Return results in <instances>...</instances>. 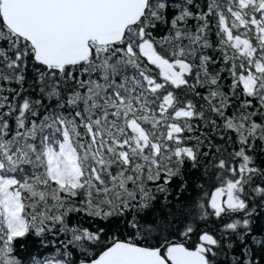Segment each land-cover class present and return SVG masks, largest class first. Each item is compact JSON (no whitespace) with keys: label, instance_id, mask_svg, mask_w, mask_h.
I'll list each match as a JSON object with an SVG mask.
<instances>
[{"label":"snow or ice","instance_id":"snow-or-ice-1","mask_svg":"<svg viewBox=\"0 0 264 264\" xmlns=\"http://www.w3.org/2000/svg\"><path fill=\"white\" fill-rule=\"evenodd\" d=\"M257 142L264 0H0V264H264Z\"/></svg>","mask_w":264,"mask_h":264},{"label":"trees","instance_id":"trees-1","mask_svg":"<svg viewBox=\"0 0 264 264\" xmlns=\"http://www.w3.org/2000/svg\"><path fill=\"white\" fill-rule=\"evenodd\" d=\"M164 31L166 29H162L161 32L159 33L160 35H163ZM212 39L215 40L216 37L213 35ZM230 79H226L224 81L225 84L230 83ZM235 109H230L229 114H231ZM259 119V118H257ZM213 138L215 142L221 146V147H226L225 142L220 139L219 135L213 133ZM228 135L233 136V133H229ZM257 152L259 154L260 149L264 148V145H262L260 142H257L256 144ZM264 162V154H260L259 158L257 160V163ZM26 171L31 173L33 169L31 166H26ZM191 176L190 184L192 186L189 187L188 191L184 193V196L182 197L183 199L187 200L189 198L197 197L202 195V191L196 187L197 184L199 183H204V190L208 191L209 193L214 190L215 186H218L215 184V182H204L200 179L199 173L192 175V173L187 172L186 177ZM180 181L174 180L171 188L173 189L172 195L169 197L170 200L173 199L175 196V191L179 185ZM163 202V194H157V200H156V205H155V210L159 213L163 212V208L161 207ZM84 218L81 215L78 214H72V222L76 223L77 221H82ZM256 220V230L259 231L261 229H264V208L256 207V216L254 217ZM210 221H215L214 217L210 218ZM85 227L88 226L87 223L84 224ZM208 228L214 229L215 228V223L210 222L207 225ZM201 228H204V225L201 224ZM64 239L63 234L60 235H53L52 233H46L42 237H37L34 235V233H30L26 238L23 239H18L15 241V255L17 256L18 259H20L23 264H33V260H43L45 258H52L54 256L58 255V249H62L61 246V240ZM221 260H224V257L220 258Z\"/></svg>","mask_w":264,"mask_h":264}]
</instances>
